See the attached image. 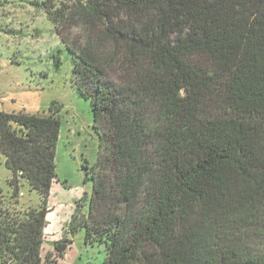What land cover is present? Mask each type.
<instances>
[{
	"label": "trees",
	"instance_id": "trees-1",
	"mask_svg": "<svg viewBox=\"0 0 264 264\" xmlns=\"http://www.w3.org/2000/svg\"><path fill=\"white\" fill-rule=\"evenodd\" d=\"M46 9L100 139L97 163L84 165L87 213L69 231L103 245V264H264V0ZM50 111L0 112L13 196L25 180L42 200L0 222V264H42L61 130ZM68 243L55 245L59 258Z\"/></svg>",
	"mask_w": 264,
	"mask_h": 264
},
{
	"label": "rangeland",
	"instance_id": "rangeland-1",
	"mask_svg": "<svg viewBox=\"0 0 264 264\" xmlns=\"http://www.w3.org/2000/svg\"><path fill=\"white\" fill-rule=\"evenodd\" d=\"M77 0H0V112L48 116L58 111L61 120L56 152L58 181L46 202L47 216L41 247L42 264H103L106 249L85 240V230L69 231L77 212L87 213L92 181L84 165L97 163L100 139L94 129L92 103L75 88L72 55L51 22L46 2L59 8ZM72 26L69 35L82 37ZM12 171L0 160V222L22 221L42 206L41 196L20 182L19 197L10 185ZM68 240L65 256L55 245Z\"/></svg>",
	"mask_w": 264,
	"mask_h": 264
}]
</instances>
